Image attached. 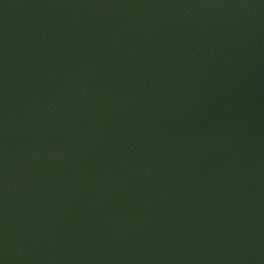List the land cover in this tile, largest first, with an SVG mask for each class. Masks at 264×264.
I'll list each match as a JSON object with an SVG mask.
<instances>
[{
  "label": "water",
  "instance_id": "obj_1",
  "mask_svg": "<svg viewBox=\"0 0 264 264\" xmlns=\"http://www.w3.org/2000/svg\"><path fill=\"white\" fill-rule=\"evenodd\" d=\"M0 264H264V0H0Z\"/></svg>",
  "mask_w": 264,
  "mask_h": 264
}]
</instances>
